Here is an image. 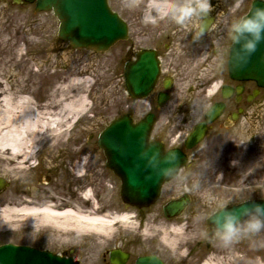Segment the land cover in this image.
Returning <instances> with one entry per match:
<instances>
[{
	"label": "rangeland",
	"instance_id": "1",
	"mask_svg": "<svg viewBox=\"0 0 264 264\" xmlns=\"http://www.w3.org/2000/svg\"><path fill=\"white\" fill-rule=\"evenodd\" d=\"M13 1L0 0V82H7L9 86L13 85L14 91H20L22 88H25L28 93L33 91L34 96H39L41 101H44L52 95L56 86L64 82L63 78L66 74L72 80L85 82L83 85H78L76 89L84 93L87 110L77 115L78 118L74 120L71 130L61 139L63 144L55 148L43 145L42 150L32 160V168L20 175L19 180L11 182L10 179L0 175V178L7 182L0 192V209L5 208L8 200L15 203V208V206H21L22 198L33 201L37 196L40 203L48 194L52 195L54 203H68V207L74 209L72 200L75 198L70 200L68 196L82 199L85 189H88L82 190L79 186V180L83 179L81 177L85 175V172L76 173L75 171L77 165L86 159L85 169L91 164L100 165L103 169L101 182L106 190L101 196L102 209H105L103 216H131L128 221L107 226V230L115 232V229H118L120 233H126L127 237L142 236V234L162 236L165 233L162 230H156L159 229L156 226L164 224V218L158 206L141 210L144 222L136 221L135 211L122 202L120 182L108 169L106 170L104 154L98 146V136L103 129L126 111L136 108L135 103L122 89L123 86L119 80L120 65L116 54L118 46L104 54L73 49L67 42L58 38L59 21L53 12H38L35 10V4H16ZM148 1L151 0H140V2L139 0H109V3L112 9L127 21L133 33L134 18L143 16L146 19L144 24L147 22L156 25L170 18L165 15L163 18L166 19L161 18L162 13L159 10L148 11L146 9ZM166 1L167 4L170 2V0ZM219 1L223 6H231V20L234 16L245 15L252 2V0ZM27 40L37 41L38 45L29 46ZM18 55L23 57L21 64L18 63ZM37 71H40V74L34 73ZM56 71L58 74L56 77L47 74ZM179 87L182 91L185 84ZM254 107V111L250 110V113L241 118L231 129L229 144L224 141L214 151L209 147L200 149L198 154H203L204 157L196 162L192 171L198 170L202 174L194 176L191 175V170L183 171L170 183L169 186L172 185V189H168L164 194V200L179 196L183 189L187 190L185 182L190 179L188 177H192V180L200 182L201 190L197 193L190 190L189 195L197 199L195 203L203 205L205 195L207 196L222 181L223 177L219 176L220 173L221 175L224 173V180L230 181L231 178L229 183L231 187L226 186L228 183L226 181L227 183L224 184L227 189L223 188L225 191L221 192L227 195L226 198L230 197L231 205L250 199H264V91L256 100ZM162 121L164 122L165 119ZM80 123L82 124L79 126ZM74 124L76 129L73 130ZM241 142L247 143L245 146L238 147L237 144ZM233 159L239 160V164L232 165ZM214 177L219 178L215 182H209V179ZM92 178L95 179L94 176ZM88 190L90 192V189ZM60 196H64V199ZM226 201L227 199L223 200L224 203ZM91 203L92 209L97 212L99 202L96 203L94 199H91ZM198 212L197 207L194 211L195 217ZM21 217L20 213H17L11 217V224L0 226V243L32 246L39 243L38 227L32 222L24 224ZM195 217L192 218V211H189L186 220L189 221L190 226L195 223L196 227L200 228L201 223L194 222ZM142 227L145 230L149 227L152 229L143 232ZM79 229H83V226ZM79 229L76 227L75 231H71L72 235H68L67 231L62 234L61 231L48 229L51 231V236L43 244L60 252L69 251L68 254L73 255L81 264H96L98 252L109 249L113 242L111 238L103 236L102 232L91 229L90 225H87L84 232ZM102 230L104 232L105 228ZM112 231L109 235L113 233ZM85 234L90 235L91 238H83ZM180 239L182 238H155L159 246L162 245L165 248L168 246V253L175 252L173 246L183 244ZM192 241L194 240H188V242ZM72 249L73 253L70 252ZM245 252L251 256L250 260ZM256 255L259 256L256 257ZM206 264H264V233L252 239H241L231 247H224L219 256L211 257Z\"/></svg>",
	"mask_w": 264,
	"mask_h": 264
},
{
	"label": "flooded vegetation",
	"instance_id": "2",
	"mask_svg": "<svg viewBox=\"0 0 264 264\" xmlns=\"http://www.w3.org/2000/svg\"><path fill=\"white\" fill-rule=\"evenodd\" d=\"M220 3L222 2L219 0H212L211 12L201 21L205 26V30L199 38H195L194 29L182 28L170 18L156 25L147 22L144 24L146 19L140 16L134 18L133 24L135 26L133 33L130 31L128 40L119 42L116 45L119 48L116 53L120 65L119 80L128 97L126 87L127 64L138 61L144 54L151 55L158 62L157 83L149 97L146 100H134L136 108L130 109L126 113L136 123L142 121L150 113L154 115L155 122L151 132V142L161 144L166 151L180 150L187 159V164L181 169L179 175L188 170H191V175H201V171H192L196 162L201 161L204 157L203 154H198L200 149L209 147L214 151L224 141L229 144L231 142V129L241 118L250 113V110H255L256 100L264 91V89L258 88L255 82L231 80L228 68L231 53V38L228 33V25L231 21V6H223ZM181 84H185L182 91L179 87ZM238 87L242 88L241 93L234 92L231 95V88L237 90ZM256 90H259V93L254 97ZM163 98H166L164 103L161 102ZM216 104L223 105V108L217 116H212V121H209L210 118L207 115ZM163 119H165L164 122ZM203 124L206 129L202 141L193 148H187V140L196 127ZM99 170L98 168L93 170L90 167L86 168L83 170L85 175L83 174L84 176L81 177L83 179L79 180V186L82 190L84 188L90 189V192L85 189V192L88 191L89 193L87 201L82 202L83 200L79 199L80 197L70 196L69 194L68 199L75 198L72 200V206L80 212L88 213L93 212L91 199H94L96 203L99 202L98 215L103 216L105 215V209H102L101 196L106 190L101 182L103 169L99 167ZM219 176L223 178L216 185L215 189H218L213 194L217 195L221 201L227 199L225 204L230 207V197L226 198L227 195L221 192L227 189L224 183L228 182L226 186L231 187V184H229L231 178L230 181L224 180V173L222 175L220 173ZM188 178L190 179L185 182L187 188L185 191L189 193L195 180H192V177ZM218 178L209 179V182H215ZM170 183L164 185L159 201L153 206H158L160 209L164 223L177 221L179 225L186 224V234L180 239L183 242L182 245L185 246H173L175 252L187 249L186 254L177 257L173 253H168V246L166 248L162 245L159 246L158 241L155 240V238H163L161 235L149 234L145 236V234H142V236L135 235L133 237L129 235L127 237L125 236L126 233H120L121 231H119L117 234L108 236L113 244L110 245L109 249L98 252L96 264H138L139 260L152 256L158 257L165 264H206L211 257L219 256L223 252L224 246L211 235L210 225H206L205 222L200 224V228H197L195 223L190 226L189 221L186 220L189 211H192V218L195 217L194 211L197 207L200 211L204 207V201L202 202L203 205L195 203L197 199L190 195L191 202L180 217L173 219L166 217L164 207L169 200H164V194L168 189H172V185L169 186ZM203 185L206 184L203 183ZM200 190L201 188L191 191L197 193ZM34 199L35 201L39 200L37 196ZM61 199H64V196ZM44 201L45 199L40 203L38 201V204L41 206ZM58 204L63 207V210L70 208L68 203L58 202ZM141 212V210H137L135 215L136 221H139V223L144 222ZM205 226L209 227V235L207 236L202 235V228ZM156 227L159 228V226ZM156 227H153V229H156ZM151 229L150 227L146 230L144 227L141 228L143 232ZM37 230L39 243L33 246L41 250L59 253L62 256L74 257L68 254L69 251L60 252L52 247H45L46 245L44 246L43 243L47 242V238H50L51 231L44 227L37 228ZM192 230L194 232H191ZM83 238L91 237L85 234ZM191 238L194 241L188 242V240H192ZM80 239L82 240V238ZM70 252L73 253V249ZM245 255L249 260L251 259L247 252H245Z\"/></svg>",
	"mask_w": 264,
	"mask_h": 264
},
{
	"label": "water",
	"instance_id": "3",
	"mask_svg": "<svg viewBox=\"0 0 264 264\" xmlns=\"http://www.w3.org/2000/svg\"><path fill=\"white\" fill-rule=\"evenodd\" d=\"M260 2L261 0L254 1L249 13ZM14 3H35L37 11H53L59 21V39L68 42L75 49L104 53L118 41L128 37L127 24L111 9L108 0H14ZM229 72L234 80L255 81L259 87L264 88V41L260 42L255 52L247 56L245 61L240 60L238 46L233 43ZM158 74V62L149 54H144L136 62L128 63L126 85L130 95L133 98H146L155 86ZM240 91L238 89V93ZM218 113V106H215L209 117ZM153 124V115L137 125L129 116H123L107 126L99 137V145L107 158L108 168L122 181L121 198L126 204L137 208L153 204L158 199L164 182L171 179L158 176L148 166L147 158L141 155L146 145H153L164 153L160 144L149 143ZM203 133L204 129L198 127L188 146L198 143ZM178 163L180 168L186 162L179 160ZM4 187L5 183L0 179V191ZM253 201L264 203V200H250L247 203L251 204ZM188 203L187 197L170 202L165 207L167 217L178 216ZM0 264L77 263L72 258H61L31 247L6 244L0 246ZM138 264L164 263L157 257H146L139 260Z\"/></svg>",
	"mask_w": 264,
	"mask_h": 264
},
{
	"label": "bare ground",
	"instance_id": "4",
	"mask_svg": "<svg viewBox=\"0 0 264 264\" xmlns=\"http://www.w3.org/2000/svg\"><path fill=\"white\" fill-rule=\"evenodd\" d=\"M166 2V0L148 1L146 9L151 12L159 10L162 13V9L167 5ZM160 16L164 17L163 14ZM27 42L29 46L38 45L37 41L27 40ZM22 62L23 57L18 55V63ZM34 73L40 74V71ZM47 74L53 77L58 75L57 71ZM63 79L64 82L56 86L52 95L44 101H41L39 96H34L33 91L28 93L25 88L14 91L13 85L0 82V175L10 179L11 182L19 180L20 175L32 168V160L42 150L44 144L49 148L63 144L61 139L71 130L74 120L78 118L77 115L86 112L84 93L76 89L85 82L72 80L66 74ZM86 164V159H83V162L77 165L76 173H81ZM99 167L100 165H90L92 170L95 168L99 170ZM44 198L46 202L44 201L41 206L38 201L22 198L21 206L15 208V203L8 200L5 208L0 209V226L11 224V217L20 213L24 224L32 222L38 228L61 231L62 234L67 231L68 235H72L71 231H75L76 227L79 229L83 226L79 231L84 232L87 225H90L91 229L98 230L103 236L108 237L110 231L107 230V226L131 218L129 215L101 216L93 209L90 213L80 212L73 206L74 209L63 210L58 202L52 201V195L48 194ZM88 198L89 193L86 191L82 196V202L87 201ZM103 228H105L104 232ZM159 229L165 233L162 235L163 238H182L187 230L186 224L179 225L177 221L165 222L159 226Z\"/></svg>",
	"mask_w": 264,
	"mask_h": 264
},
{
	"label": "clouds",
	"instance_id": "5",
	"mask_svg": "<svg viewBox=\"0 0 264 264\" xmlns=\"http://www.w3.org/2000/svg\"><path fill=\"white\" fill-rule=\"evenodd\" d=\"M211 10L212 0H170L162 9V14L182 28L194 29L195 38H199L204 32L201 21ZM228 33L234 45L238 46L240 60L245 61L264 41V0L251 13L234 16L228 25ZM246 143L241 142L237 146H245ZM141 155L147 158L148 166L160 177L172 178L179 171V154L176 152L162 154L153 145H146ZM231 163L235 166L239 160L233 159ZM200 187V182L195 180L190 190H199ZM195 220L198 223L206 222V225H210L211 235L222 246L231 247L241 239H252L264 233V203L244 202L229 207L217 195L209 192ZM202 235H209L208 226L202 228ZM186 252L187 249H183L173 255L179 257Z\"/></svg>",
	"mask_w": 264,
	"mask_h": 264
}]
</instances>
